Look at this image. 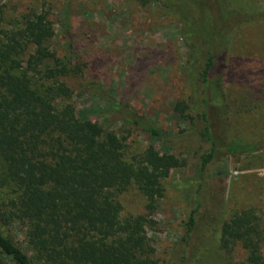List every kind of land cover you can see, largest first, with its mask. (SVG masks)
Masks as SVG:
<instances>
[{
  "label": "trees",
  "instance_id": "obj_1",
  "mask_svg": "<svg viewBox=\"0 0 264 264\" xmlns=\"http://www.w3.org/2000/svg\"><path fill=\"white\" fill-rule=\"evenodd\" d=\"M137 1L145 6L153 0ZM163 1L179 20L189 52L188 103L177 102L175 108L210 148L201 157L200 172L216 151L239 158L263 148L264 140L231 139L225 84L232 76L246 75L244 30L262 21L264 11L242 0ZM64 25L69 34L68 15ZM55 32L44 10L23 13L17 27L0 29V192L10 197L7 206L0 200V264H158L145 227L164 197L163 180L186 160L154 144L128 158L125 137L81 120L64 80L73 69L68 57L53 48ZM113 107L155 142L167 136L148 119L134 118L121 103ZM132 186L145 197L146 214L123 215L118 194ZM199 207L190 211L171 264L199 260L193 256L199 245L192 242L207 216L198 214ZM253 216L244 211L225 221L220 246L241 244L248 264H264L263 238ZM18 222L33 255L9 231ZM219 259L214 256L208 264H221Z\"/></svg>",
  "mask_w": 264,
  "mask_h": 264
},
{
  "label": "rangeland",
  "instance_id": "obj_2",
  "mask_svg": "<svg viewBox=\"0 0 264 264\" xmlns=\"http://www.w3.org/2000/svg\"><path fill=\"white\" fill-rule=\"evenodd\" d=\"M242 2L264 11V0ZM31 10L47 11L54 22L53 48L70 61L73 70L64 80L73 91L69 102L81 120L125 137L128 158L154 144L186 160L184 167L172 170L163 180L164 197L149 214L151 222L145 227L158 264L174 261L190 211L199 205L198 214L207 216L192 242L200 246L193 252L197 264H208L214 256L221 264H248V252L241 244L230 249L220 246L223 223L244 211H250L259 225L264 257V147L239 158L224 149L216 151L206 171L200 172L201 157L210 148L192 122L175 108L177 102L188 103L189 52L179 20L164 1L153 0L144 6L137 0H0V29L17 27L22 14ZM67 15L70 35L64 25ZM243 36L247 46L241 63L247 73L232 76L234 80L225 84L229 135L234 140L260 143L264 140V19L244 30ZM114 103L136 114L134 118L148 119L167 136L155 142L126 113L114 108ZM118 198L123 215L147 213V201L135 186ZM9 199L0 192L2 205H9ZM9 231L33 255L25 227L18 222Z\"/></svg>",
  "mask_w": 264,
  "mask_h": 264
}]
</instances>
